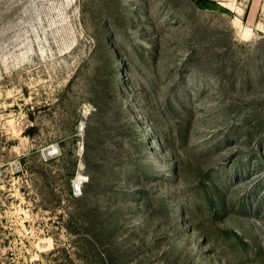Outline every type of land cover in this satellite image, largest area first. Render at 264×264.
Segmentation results:
<instances>
[{
  "label": "rangeland",
  "instance_id": "rangeland-1",
  "mask_svg": "<svg viewBox=\"0 0 264 264\" xmlns=\"http://www.w3.org/2000/svg\"><path fill=\"white\" fill-rule=\"evenodd\" d=\"M0 171V264H264V0H0Z\"/></svg>",
  "mask_w": 264,
  "mask_h": 264
},
{
  "label": "built area",
  "instance_id": "built-area-1",
  "mask_svg": "<svg viewBox=\"0 0 264 264\" xmlns=\"http://www.w3.org/2000/svg\"><path fill=\"white\" fill-rule=\"evenodd\" d=\"M59 151V148L55 145H51L47 151H43V155L45 157V159H47L49 156H52L54 154H56ZM48 153V156L47 154ZM0 175H1V171H0ZM72 192L74 195L78 196L81 195L83 190H82V181H80L78 178L73 180V188H72Z\"/></svg>",
  "mask_w": 264,
  "mask_h": 264
},
{
  "label": "bare ground",
  "instance_id": "bare-ground-1",
  "mask_svg": "<svg viewBox=\"0 0 264 264\" xmlns=\"http://www.w3.org/2000/svg\"><path fill=\"white\" fill-rule=\"evenodd\" d=\"M81 176V175H80Z\"/></svg>",
  "mask_w": 264,
  "mask_h": 264
}]
</instances>
